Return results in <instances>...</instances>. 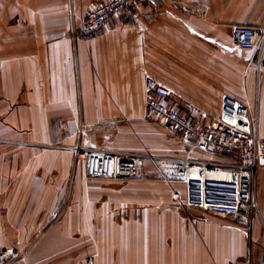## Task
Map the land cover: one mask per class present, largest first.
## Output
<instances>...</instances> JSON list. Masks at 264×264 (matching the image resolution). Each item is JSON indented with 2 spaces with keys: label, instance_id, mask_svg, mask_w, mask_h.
<instances>
[{
  "label": "crops",
  "instance_id": "0c3cea01",
  "mask_svg": "<svg viewBox=\"0 0 264 264\" xmlns=\"http://www.w3.org/2000/svg\"><path fill=\"white\" fill-rule=\"evenodd\" d=\"M106 1L0 0V249L19 251L12 264H258L264 166L257 214L235 219L182 208V185L148 161L135 181L89 179L71 147L204 156L147 116L146 76L208 121L223 96L237 99L264 137V55L231 40L235 25L264 28V0H155L76 35Z\"/></svg>",
  "mask_w": 264,
  "mask_h": 264
},
{
  "label": "built area",
  "instance_id": "2783aa9c",
  "mask_svg": "<svg viewBox=\"0 0 264 264\" xmlns=\"http://www.w3.org/2000/svg\"><path fill=\"white\" fill-rule=\"evenodd\" d=\"M147 4L156 8L155 0H108L97 4L86 12L76 35L88 37L109 29L113 18L132 15L137 7ZM231 40L241 50L255 51L261 62L264 28L235 25ZM144 93L147 116L180 133L205 158L99 152L78 142L71 152L75 161L83 163L86 177L135 181L141 177L143 163L148 161L159 180L182 185L181 190H173L172 198L184 209L235 219L257 214L255 180L258 169L264 166V137L255 133L248 108L225 95L218 117L208 121L199 108L188 102L178 109L170 106L172 92L151 76L145 77ZM19 256L15 248L0 249V264H12ZM87 264L94 263L89 260ZM258 264H264V251Z\"/></svg>",
  "mask_w": 264,
  "mask_h": 264
},
{
  "label": "rangeland",
  "instance_id": "374dc122",
  "mask_svg": "<svg viewBox=\"0 0 264 264\" xmlns=\"http://www.w3.org/2000/svg\"><path fill=\"white\" fill-rule=\"evenodd\" d=\"M84 16H85V15H84ZM84 16H83V17H84ZM82 19H83V18H82ZM203 158H205V157H204L203 155H201V156H200V159H203ZM154 173H155V172H154ZM255 215H256L255 212H253V217H255Z\"/></svg>",
  "mask_w": 264,
  "mask_h": 264
},
{
  "label": "bare ground",
  "instance_id": "6f19581e",
  "mask_svg": "<svg viewBox=\"0 0 264 264\" xmlns=\"http://www.w3.org/2000/svg\"><path fill=\"white\" fill-rule=\"evenodd\" d=\"M76 162H79V161H76ZM80 163H82V162H80ZM83 164V163H82ZM84 166V165H83Z\"/></svg>",
  "mask_w": 264,
  "mask_h": 264
}]
</instances>
